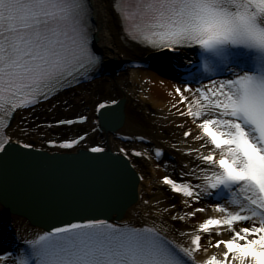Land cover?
<instances>
[{
	"label": "snow or ice",
	"instance_id": "obj_1",
	"mask_svg": "<svg viewBox=\"0 0 264 264\" xmlns=\"http://www.w3.org/2000/svg\"><path fill=\"white\" fill-rule=\"evenodd\" d=\"M111 7L123 38L141 48L176 55L198 50L197 72L186 65L182 85L169 95L179 98L172 105L176 114L198 130L196 135L184 131L185 142L191 137L200 143L181 153L189 158L182 182L162 180L191 211L172 204L160 213L181 223L209 207L217 215L191 232L180 231L187 239L178 241L170 238L167 220L111 223L73 205L66 210L79 222L64 221L25 239L22 249L0 254V264H198L196 254H206L209 247L221 254L201 264H264V0H113ZM94 14L91 0H0V166L14 151L12 144L19 143L8 135L18 112L34 111L66 85L102 70V58L90 46ZM197 81L200 86L193 88ZM109 107L99 103L95 111ZM86 119H61L56 126ZM84 139L58 147L71 149ZM161 156L156 149L155 157ZM222 230L229 239H216Z\"/></svg>",
	"mask_w": 264,
	"mask_h": 264
},
{
	"label": "bare ground",
	"instance_id": "obj_2",
	"mask_svg": "<svg viewBox=\"0 0 264 264\" xmlns=\"http://www.w3.org/2000/svg\"><path fill=\"white\" fill-rule=\"evenodd\" d=\"M91 3L93 8L95 9V14L92 16L94 19L95 27L94 41L96 48L102 54V61L105 64H110L111 62H113L114 66L117 67L120 62V58L118 56L119 52L127 53V51H129V47L134 49L135 52H140V49L138 47H135L133 45L128 46L127 42L124 41L121 37L119 31V21L111 7L113 0H91ZM154 62L155 64L153 71L141 72L133 70L131 71V75L129 78L132 90H135L136 86H139L141 89H143V91L147 90L148 94L144 96L152 102L153 107H155L156 109H160L161 113L155 119V121L152 122V119H149L144 112H140V115L138 117L136 116V113L133 114L131 112V108L135 105L132 100V93L126 91L123 87H121V97L124 99L125 104L123 124L124 128L143 129L145 130L146 134H148L153 140H156L158 142L162 140L159 139V137L161 138V136H157L153 129H156V127H161L163 130H166V127H164V123H171L172 121H174V116L172 115L171 111L175 110L172 105L176 102L177 99L174 95H169V93L173 91L174 87H176L175 82L173 81V79L175 78V73L168 64L159 63L156 61V59H154ZM86 98L89 101L87 95ZM78 107L79 105L75 106V108ZM16 119L17 117H15L13 121H15ZM157 130H159V128ZM105 138L107 139L108 143L113 144V149L117 146V142L112 140V137L110 135H106ZM178 143L179 149H183L184 151H187L188 146H195L189 139L187 140V143L182 140H179ZM179 157L180 156H177V159ZM161 171L162 169L160 167V164L156 165L154 167V170H152L153 176L150 179L146 177L144 183L138 184L136 187V190L139 193L151 196V199L154 202L161 201L162 203H160V209L165 206H170L162 194L163 192L161 191L159 182L151 183L152 178H158L157 181H159V179L163 176L161 175ZM153 188L156 190L155 192H153ZM180 210L191 211V209H187L185 208V206ZM216 215V213H211L209 211L205 213H197L196 217L193 218L189 226L176 225L170 220L167 214H163V217H161L159 209L155 210L151 207H143L139 201H136L126 209L123 215V219L136 218L138 221H142L145 219V216H148L151 218L150 220H156L158 222L161 221V219L167 220V226L169 227L170 233L181 239H185L186 237H180V231L191 232L194 225L202 222L204 219L210 216ZM24 223L26 222L23 217H16L14 220V233L18 234L21 239L28 238V236L32 234V232H35L39 229L36 226L30 225L24 227ZM173 225H175V227H173ZM229 238L230 233L222 230V235L217 237L216 239L226 240ZM6 244L10 245L14 244V242H12L11 239L7 238ZM7 253V249H3L2 251H0V254ZM220 254L221 250L210 247L209 255L206 259L210 258L212 255Z\"/></svg>",
	"mask_w": 264,
	"mask_h": 264
},
{
	"label": "rangeland",
	"instance_id": "obj_3",
	"mask_svg": "<svg viewBox=\"0 0 264 264\" xmlns=\"http://www.w3.org/2000/svg\"><path fill=\"white\" fill-rule=\"evenodd\" d=\"M129 75H130V72H126L122 74L120 77H116L115 81L114 80L107 81V79L100 80V84H98L97 86L98 89L96 88L100 95L99 98H104V99L111 98L112 99V98L119 97L120 96V85H122L128 91H132L130 87V82H129L130 81ZM81 93L85 95V93H87V88L83 89ZM140 110L141 112H145V114H147L146 116L149 119L156 117L158 114V109H154V108H144V107H141L140 105H138L137 107L131 108V112L137 113L138 115H139ZM175 168L176 166L172 168H169V167L166 168L167 170L165 171V174L167 173L169 174L172 172L174 173Z\"/></svg>",
	"mask_w": 264,
	"mask_h": 264
},
{
	"label": "water",
	"instance_id": "obj_4",
	"mask_svg": "<svg viewBox=\"0 0 264 264\" xmlns=\"http://www.w3.org/2000/svg\"><path fill=\"white\" fill-rule=\"evenodd\" d=\"M128 197H131L132 198V194L129 195ZM15 210H17V207H14ZM26 213H27V210H26Z\"/></svg>",
	"mask_w": 264,
	"mask_h": 264
}]
</instances>
